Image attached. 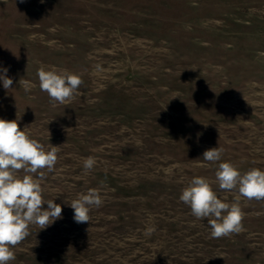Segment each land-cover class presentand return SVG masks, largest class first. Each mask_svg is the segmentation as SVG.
Wrapping results in <instances>:
<instances>
[{
    "label": "rangeland",
    "instance_id": "rangeland-1",
    "mask_svg": "<svg viewBox=\"0 0 264 264\" xmlns=\"http://www.w3.org/2000/svg\"><path fill=\"white\" fill-rule=\"evenodd\" d=\"M41 65L80 77L69 102L40 90ZM2 68L0 118L60 146L32 175L63 217L30 226L9 264H264V200L216 180L221 162L264 170V0H0ZM194 177L240 199L243 231L210 236L179 199ZM89 189L103 202L76 223Z\"/></svg>",
    "mask_w": 264,
    "mask_h": 264
},
{
    "label": "clouds",
    "instance_id": "clouds-1",
    "mask_svg": "<svg viewBox=\"0 0 264 264\" xmlns=\"http://www.w3.org/2000/svg\"><path fill=\"white\" fill-rule=\"evenodd\" d=\"M7 73V68L0 69V82L5 90L13 84V79ZM37 76L40 90L48 94L53 105L69 102L82 83L78 75L56 68L46 69L43 65L38 69ZM19 82L25 91L35 87L27 80ZM59 147L51 144L50 149L46 150L43 144L20 129L17 120L0 118V264H9L15 259L12 249L29 235L30 226L44 230L63 218L61 205L42 198L40 179L32 175L41 169L54 168ZM221 153L219 147H213L205 150L202 157L205 161L217 162L221 160ZM95 163L93 157H87L83 163L85 172L92 170ZM21 171L25 175H18ZM40 177H43L42 172ZM216 180L222 190H236L239 197L247 200H264V170L253 168L241 173L230 162H221L216 171ZM179 199L190 207L195 218L207 221L212 238L228 237L243 231L244 213L240 199L232 203L224 202L218 198L206 178L194 177ZM102 202L97 189L80 194L70 203L74 210V221L89 223L91 206L99 207Z\"/></svg>",
    "mask_w": 264,
    "mask_h": 264
}]
</instances>
